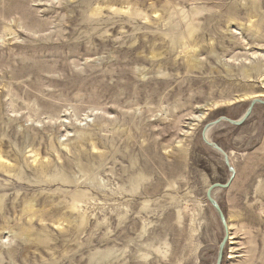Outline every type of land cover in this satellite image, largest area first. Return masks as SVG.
<instances>
[{
	"label": "rangeland",
	"instance_id": "obj_1",
	"mask_svg": "<svg viewBox=\"0 0 264 264\" xmlns=\"http://www.w3.org/2000/svg\"><path fill=\"white\" fill-rule=\"evenodd\" d=\"M264 98V0H0V264H216L203 139ZM209 139L221 264H264V105Z\"/></svg>",
	"mask_w": 264,
	"mask_h": 264
},
{
	"label": "water",
	"instance_id": "obj_2",
	"mask_svg": "<svg viewBox=\"0 0 264 264\" xmlns=\"http://www.w3.org/2000/svg\"><path fill=\"white\" fill-rule=\"evenodd\" d=\"M258 104L264 105V98L254 99L250 103V106L247 109V111L245 112V114L240 119L234 120V119H231L229 117L222 116V117L218 118L217 120L213 121L212 123L208 124L205 127L204 132H203L204 141L208 145L212 146L213 148H215L216 150H218L219 152H221L223 154V156L225 158V162L231 171V176L226 183H224V184L215 183V184L211 185L207 191V197H208L209 201L213 204V206L216 208L217 212L219 213V216H220L222 223L224 225V228H225V237H224V239L220 245L219 254H218L216 264H221L223 261L225 247H226L227 241L229 240V224H228L226 215H225L221 205L219 204L217 199L214 197V191L216 188H228L232 184V182H233V180L237 174V171H236L235 167L232 165L231 160H230L227 152L219 144H217V143H215L209 139L208 132L213 126H215V125H217L223 121H228L229 123H231L233 125L242 124L247 118H249V116L252 114L255 106Z\"/></svg>",
	"mask_w": 264,
	"mask_h": 264
},
{
	"label": "bare ground",
	"instance_id": "obj_3",
	"mask_svg": "<svg viewBox=\"0 0 264 264\" xmlns=\"http://www.w3.org/2000/svg\"><path fill=\"white\" fill-rule=\"evenodd\" d=\"M214 197H215V193H214ZM216 198V197H215Z\"/></svg>",
	"mask_w": 264,
	"mask_h": 264
}]
</instances>
